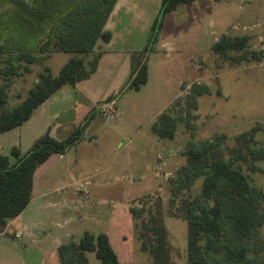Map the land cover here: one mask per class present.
I'll return each mask as SVG.
<instances>
[{"label":"rangeland","instance_id":"obj_1","mask_svg":"<svg viewBox=\"0 0 264 264\" xmlns=\"http://www.w3.org/2000/svg\"><path fill=\"white\" fill-rule=\"evenodd\" d=\"M133 1L136 17L127 22L128 30L116 45L121 54L114 55L103 76L87 82L97 93L96 97L114 99L115 111L98 112L100 122L88 132L93 135L70 148L46 174L44 180L51 190L65 186L50 191L46 200L64 199L70 209L67 217L72 219L65 223L66 218L53 212V218L51 214L46 215L45 225L55 233L74 230L67 239H78L84 231L104 232L118 255L119 264H153L150 255L140 250L129 209L141 207V200H147L146 195L148 199L159 196L166 205L171 194L169 180L177 177V170L185 163L183 152L188 141L199 145L222 133L225 135L222 145H232L235 136L256 124L264 125V17L261 13L264 0L183 3L162 17L156 38L150 43L151 26L161 0ZM37 17L38 13L30 18L36 31ZM222 34H248L249 49L262 50V58L237 62L215 53L211 46ZM16 39V51L22 50L27 36ZM147 44V82L138 90L121 91L130 71L127 58ZM68 57L64 52L48 56L46 63L53 75ZM39 69L41 66L34 65L31 73L15 78L9 91L11 102L18 100L17 93L24 95L33 85ZM193 84L206 87L207 93L197 96V106L190 109V117L186 118L185 100ZM75 93V88L66 84L53 97H66L64 106L71 107L74 115L79 116L83 107ZM167 108L177 117L172 139L161 138L151 130V124ZM261 138V134L256 135V139ZM11 141L15 143L10 145ZM16 144V139L8 138L0 146V153L8 155L10 151L6 148ZM255 167V171H250L243 166V171L252 185L264 191V160L256 162ZM99 169L102 173H98ZM201 182V177L194 182L190 196L199 192ZM80 184L88 190V196L77 190ZM262 205L264 208V202ZM29 210L21 217L27 223L36 220ZM164 223L172 244L173 263L187 264L186 222L166 215ZM19 228L20 220L3 227L0 264H27L28 260L35 259L37 248L28 240L26 230H21L22 236L13 237V231ZM46 243L50 246L51 241ZM245 246L251 264H264V225L246 240ZM50 247L39 256L41 264H58L57 252ZM86 255L90 264H101L94 252Z\"/></svg>","mask_w":264,"mask_h":264},{"label":"trees","instance_id":"obj_2","mask_svg":"<svg viewBox=\"0 0 264 264\" xmlns=\"http://www.w3.org/2000/svg\"><path fill=\"white\" fill-rule=\"evenodd\" d=\"M194 0H161L151 26L149 43L156 38L162 17L181 4ZM117 0H0V134L19 127L62 86L89 78L97 69L102 51L98 42H109L112 34L105 24ZM25 10L28 12H22ZM38 13L37 31L31 16ZM34 18V17H33ZM33 34V35H32ZM26 35L24 47L16 51V37ZM22 40V41H23ZM21 41V43H22ZM27 43L30 44L29 47ZM248 34H222L211 49L222 57L241 61L262 58L263 51L249 49ZM147 44L130 57V71L121 89L138 90L147 82ZM69 54L56 75L46 60L51 53ZM234 52V54H230ZM41 66L33 85L24 95L10 101L15 78ZM206 87L193 84L185 100L186 118L196 108V98ZM111 98H108V100ZM91 108L65 136L54 138L48 127L22 151L13 146L8 155L0 153V233L18 216L33 195L34 173L51 155L64 154L83 140L84 130L96 116ZM177 117L169 108L158 115L151 130L161 138L172 139ZM261 134L260 140L256 135ZM224 134L197 145L187 142L185 163L170 179V197L164 205L159 196L141 200V207L129 212L140 241V250L150 255L153 264H174L172 244L164 223L166 215L186 222L187 264H251L246 240L264 225V191L251 184L243 171H255L264 160V125L256 124L235 136L232 145H222ZM201 188L193 197L189 191L198 178ZM58 264H90L86 252H94L101 264H119L118 255L104 232L84 231L78 239L58 245Z\"/></svg>","mask_w":264,"mask_h":264},{"label":"crops","instance_id":"obj_3","mask_svg":"<svg viewBox=\"0 0 264 264\" xmlns=\"http://www.w3.org/2000/svg\"><path fill=\"white\" fill-rule=\"evenodd\" d=\"M135 6L136 2L133 0H117L105 24V29L111 32L112 37L109 42L103 43L100 41L97 44V47L102 51V55L99 59L96 71L89 78L82 80L73 86L76 90L75 94L78 96V101L83 107L82 113L79 116L74 115L71 107L64 106L65 104L63 102L65 101L66 97H53L55 96V93L57 92L56 91L45 102H43L33 112L31 117L22 125L12 130L1 133L0 146L5 145V142L8 138H14L18 141V144L16 145L22 151H24L31 145L33 140L48 127L51 128V135L54 138L63 137L72 130L74 125H76L81 119H83V117L91 108L94 107L96 109V116L93 117L86 126L83 133V140L89 137V135L91 134L88 133L90 128L100 122L98 120V116L101 117V114L98 113V104L105 100H103V98L101 97H96L97 93L90 89V87L87 85V82L92 80V78L103 76L104 73L108 70L109 63L114 61V55L121 54V50L117 48L118 46L116 45L123 38L125 31L128 30L127 22L130 19L136 17ZM261 11L262 17H264V7ZM127 62H129L130 65V55L129 59L127 58ZM92 135L93 134H91V136ZM14 143V141H11L10 145H13ZM10 148L11 147L6 148V151L9 152ZM66 152L64 154H66ZM62 157L63 154H53L36 169L34 173L32 199L18 216L11 219L7 223L10 225L14 220H20L21 228L17 230L15 229L13 231V237H15L17 233H20L22 236L23 234L21 230H26L28 240L36 245L37 255L35 256L34 260H28L27 264H41L39 256L48 252V250H50L51 248L50 246L54 247V249L56 250L58 245L68 240L67 238L74 231L72 229H66L64 233L60 231H57L55 233L51 228H49L50 226L45 225V217H48L46 215L50 214V217L52 218L54 217V214H61L63 218H66L64 220L65 223H68L69 221H71L70 219H72H69L67 217V213H69L70 209L64 199L46 200V196L50 191L55 192L65 188V186H57L53 188V190H51L46 180H44L47 177L46 174L60 161ZM98 173H102V170L99 169ZM77 190H80L79 186L77 187ZM30 206L32 209L31 211L29 210ZM28 210L30 211L29 214H31L32 216L34 215L36 219L31 223L24 222L21 219L23 214ZM53 212L55 213L53 214ZM38 215H41L40 218H38ZM47 241H51L50 246H48L49 243H46Z\"/></svg>","mask_w":264,"mask_h":264},{"label":"built area","instance_id":"obj_4","mask_svg":"<svg viewBox=\"0 0 264 264\" xmlns=\"http://www.w3.org/2000/svg\"><path fill=\"white\" fill-rule=\"evenodd\" d=\"M243 2L245 1H250V0H242ZM114 99L111 98L109 100L102 101L98 104V109L101 114H106V113H113L115 111L114 108ZM79 189L81 190L82 195L88 196L89 192L87 189H84L82 184L79 185ZM15 237H20V233H17Z\"/></svg>","mask_w":264,"mask_h":264}]
</instances>
